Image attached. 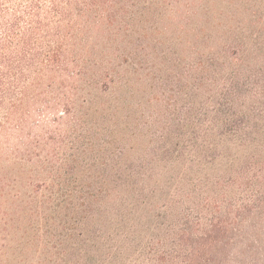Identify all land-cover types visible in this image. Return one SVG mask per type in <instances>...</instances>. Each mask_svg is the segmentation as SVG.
Masks as SVG:
<instances>
[{"label": "trees", "instance_id": "obj_1", "mask_svg": "<svg viewBox=\"0 0 264 264\" xmlns=\"http://www.w3.org/2000/svg\"><path fill=\"white\" fill-rule=\"evenodd\" d=\"M0 264H264V0H0Z\"/></svg>", "mask_w": 264, "mask_h": 264}, {"label": "rangeland", "instance_id": "obj_2", "mask_svg": "<svg viewBox=\"0 0 264 264\" xmlns=\"http://www.w3.org/2000/svg\"><path fill=\"white\" fill-rule=\"evenodd\" d=\"M164 16H168L165 14ZM136 34V33H135ZM142 35V34H141ZM156 37L155 34L150 38ZM122 47L124 45V41H121ZM170 43H166L163 45V52L159 51L160 47H157L156 50L148 51L146 54H142L141 58L148 59L149 61H153L157 63V68L153 69L149 76H146L145 78L141 77L143 80V83H147L146 86L139 85L138 88L140 90L145 89V92L143 93L144 99H143V106L145 112L148 111H156L157 109L162 108L164 105L163 99L166 97L168 98L171 96L172 98L168 102H172V104H182L183 103V92L184 89H179V84L177 83L178 80V73L180 70V64L182 62L178 59L181 58V52H178V48H176L174 45H169ZM119 51L117 52V55H119ZM160 69V71L158 70ZM148 71V69L146 70ZM178 73H177V72ZM145 73V72H144ZM184 76V74L182 75ZM181 76V77H182ZM184 78V77H183ZM162 83V85H160ZM183 83V80H182ZM178 92V93H177ZM98 168V166H97ZM92 171L91 173H93ZM164 177L160 179L159 184L163 185L164 183ZM150 185H152V182H150Z\"/></svg>", "mask_w": 264, "mask_h": 264}]
</instances>
